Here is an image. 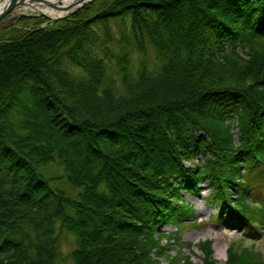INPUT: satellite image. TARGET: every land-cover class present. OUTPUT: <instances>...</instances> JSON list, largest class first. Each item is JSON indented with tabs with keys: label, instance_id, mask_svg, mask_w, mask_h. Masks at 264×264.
I'll return each instance as SVG.
<instances>
[{
	"label": "trees",
	"instance_id": "16d2710c",
	"mask_svg": "<svg viewBox=\"0 0 264 264\" xmlns=\"http://www.w3.org/2000/svg\"><path fill=\"white\" fill-rule=\"evenodd\" d=\"M127 17L140 51L156 50V73L133 79L108 47L110 23ZM48 22L22 16L0 35V264H160L157 227L191 224L181 192L205 183L215 221L261 239L264 0H95L40 29ZM114 59L123 93L104 81ZM198 153L205 162L187 167ZM51 165L64 174L46 175ZM212 245H198L204 264H216ZM225 264L264 258L234 243Z\"/></svg>",
	"mask_w": 264,
	"mask_h": 264
},
{
	"label": "rangeland",
	"instance_id": "374dc122",
	"mask_svg": "<svg viewBox=\"0 0 264 264\" xmlns=\"http://www.w3.org/2000/svg\"><path fill=\"white\" fill-rule=\"evenodd\" d=\"M80 10H78L76 13H78ZM75 14L71 15L70 17L74 16ZM22 16L33 18L44 17L51 23L50 24L48 22L42 24L40 29H44L49 25L65 21L66 19L70 18L67 17L59 21H52L50 18L40 15L36 12L23 11V7L19 6L0 24V35L4 36L5 38H9L14 35L11 29L17 26V20ZM124 21H126V18H123L118 22L112 21L110 23L111 31L114 36V46L109 45L108 47L112 48V52L120 60L124 59L123 57L127 55L125 70H127V73L133 79H137L141 71L156 73L158 70L157 68L161 66L160 62L158 61L156 50L148 43L147 45H144L146 48L145 51L141 52L139 46H137L133 39L130 18L127 17V24H125L127 26L123 25ZM21 28L34 30L31 25ZM118 59L106 61L104 81L106 86L108 83L117 85V88L120 90L119 92L123 93L124 87L121 85L120 75L124 68L122 67L121 61ZM70 72L73 75H71V77H74L75 79L82 78V74L77 68L71 67ZM17 120H19L18 116ZM40 130L42 131V127H40ZM44 133L45 132L43 130L42 135H44ZM31 134L33 137H36L40 133L36 129H31ZM197 159L203 161L202 155L200 153L197 155ZM186 164L189 165L190 162H187ZM44 171L46 175L51 174V176H62L64 174L61 166L58 165L48 166ZM257 183V185L260 186L254 190L253 197L259 201H264V180H258ZM210 191L211 189L209 184H204L201 185V192H198L197 194L189 195L186 192L183 193L187 202L191 204L193 209L196 211L197 219L200 224L197 227H195L196 225L193 224L182 225L181 231L184 233H182L178 242L174 243L172 241V245L168 247V257L161 259L162 264H187V260L185 259L187 256H189L193 264H203L204 257L202 252L197 248V245L206 240L213 241L214 258L221 264L227 260L228 249L234 243L242 244L243 242L246 247H251L254 245L255 250L261 253L264 258V229L261 228L259 230V233L263 235L262 238L255 241L252 239L253 237L245 235V227L232 230L227 228L224 223H220L218 221L216 222L215 218L218 210L216 204L211 200V197H209L211 193ZM162 230H165L169 233L175 231L176 228L173 226H166L163 227ZM61 239L63 243L61 248L62 254L63 256H68L73 248V239L72 237H66V235H64V237L61 236Z\"/></svg>",
	"mask_w": 264,
	"mask_h": 264
},
{
	"label": "bare ground",
	"instance_id": "6f19581e",
	"mask_svg": "<svg viewBox=\"0 0 264 264\" xmlns=\"http://www.w3.org/2000/svg\"><path fill=\"white\" fill-rule=\"evenodd\" d=\"M89 0H27L22 4L23 11L36 12L49 17L52 21L66 16L77 10L81 5ZM9 0H0V12L7 5ZM60 7H56V5ZM224 252V251H223ZM222 252V254H223Z\"/></svg>",
	"mask_w": 264,
	"mask_h": 264
},
{
	"label": "water",
	"instance_id": "95a60500",
	"mask_svg": "<svg viewBox=\"0 0 264 264\" xmlns=\"http://www.w3.org/2000/svg\"><path fill=\"white\" fill-rule=\"evenodd\" d=\"M27 0H9V2L7 3V5L4 7V9L0 12V24L5 20V18L10 15L12 12H14L19 6H21L22 4H25ZM62 0H59V2H61ZM95 0H89L88 2H85L81 5V7H79L77 10L67 14L66 16L59 18L57 20L54 21H59L62 19H65L67 17H70L71 15L75 14L78 10L86 7L87 5L91 4L92 2H94ZM56 7H60L59 4L58 6L56 5ZM45 16V15H44ZM47 17V16H45ZM49 18V17H47Z\"/></svg>",
	"mask_w": 264,
	"mask_h": 264
}]
</instances>
